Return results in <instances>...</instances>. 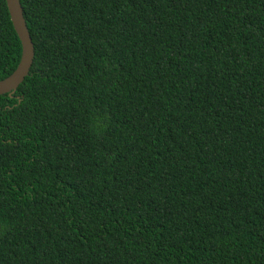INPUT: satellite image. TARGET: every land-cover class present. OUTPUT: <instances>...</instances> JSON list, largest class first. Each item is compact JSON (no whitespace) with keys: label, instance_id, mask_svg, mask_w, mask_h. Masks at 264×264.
<instances>
[{"label":"trees","instance_id":"16d2710c","mask_svg":"<svg viewBox=\"0 0 264 264\" xmlns=\"http://www.w3.org/2000/svg\"><path fill=\"white\" fill-rule=\"evenodd\" d=\"M20 1L0 264H264V0Z\"/></svg>","mask_w":264,"mask_h":264},{"label":"water","instance_id":"95a60500","mask_svg":"<svg viewBox=\"0 0 264 264\" xmlns=\"http://www.w3.org/2000/svg\"><path fill=\"white\" fill-rule=\"evenodd\" d=\"M6 3L13 27L21 41L22 47L20 61L14 71L5 78L0 79V94L9 93L11 95L29 74L35 48L26 24L21 1L6 0Z\"/></svg>","mask_w":264,"mask_h":264}]
</instances>
